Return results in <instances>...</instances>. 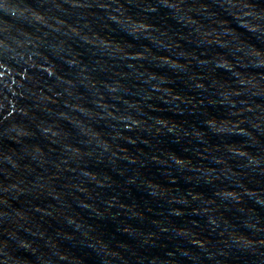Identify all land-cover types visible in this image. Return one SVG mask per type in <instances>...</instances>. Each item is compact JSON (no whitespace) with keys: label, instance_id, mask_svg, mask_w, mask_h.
I'll use <instances>...</instances> for the list:
<instances>
[{"label":"water","instance_id":"obj_1","mask_svg":"<svg viewBox=\"0 0 264 264\" xmlns=\"http://www.w3.org/2000/svg\"><path fill=\"white\" fill-rule=\"evenodd\" d=\"M0 264H264V0H0Z\"/></svg>","mask_w":264,"mask_h":264}]
</instances>
